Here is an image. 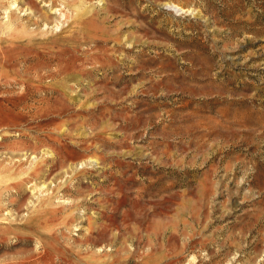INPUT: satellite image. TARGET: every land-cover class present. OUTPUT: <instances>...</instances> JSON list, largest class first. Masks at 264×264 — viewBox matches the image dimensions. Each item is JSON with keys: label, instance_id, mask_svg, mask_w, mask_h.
I'll return each instance as SVG.
<instances>
[{"label": "rangeland", "instance_id": "obj_1", "mask_svg": "<svg viewBox=\"0 0 264 264\" xmlns=\"http://www.w3.org/2000/svg\"><path fill=\"white\" fill-rule=\"evenodd\" d=\"M0 264H264V0H0Z\"/></svg>", "mask_w": 264, "mask_h": 264}]
</instances>
